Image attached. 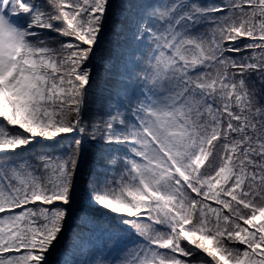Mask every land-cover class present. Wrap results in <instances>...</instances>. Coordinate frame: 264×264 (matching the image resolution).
<instances>
[{"label":"snow or ice","instance_id":"1","mask_svg":"<svg viewBox=\"0 0 264 264\" xmlns=\"http://www.w3.org/2000/svg\"><path fill=\"white\" fill-rule=\"evenodd\" d=\"M0 264H264V0H0Z\"/></svg>","mask_w":264,"mask_h":264}]
</instances>
